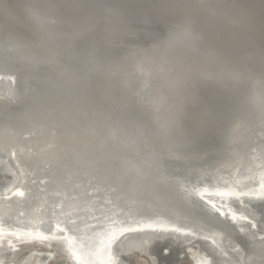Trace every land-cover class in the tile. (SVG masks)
Returning <instances> with one entry per match:
<instances>
[{"label":"bare ground","instance_id":"6f19581e","mask_svg":"<svg viewBox=\"0 0 264 264\" xmlns=\"http://www.w3.org/2000/svg\"><path fill=\"white\" fill-rule=\"evenodd\" d=\"M0 78V264H120L129 229L264 264L231 200L264 197V0H0ZM191 187L231 195L204 196L222 216Z\"/></svg>","mask_w":264,"mask_h":264},{"label":"water","instance_id":"95a60500","mask_svg":"<svg viewBox=\"0 0 264 264\" xmlns=\"http://www.w3.org/2000/svg\"><path fill=\"white\" fill-rule=\"evenodd\" d=\"M11 89L9 88L8 84L1 80L0 78V94L11 96L10 94ZM2 166L0 164V181H4V173L2 171ZM4 175V176H3ZM256 181L259 183L257 187L264 186L262 183H264V175L258 174L256 175ZM263 188V187H261ZM264 189V188H263ZM190 190L193 191L192 198L196 201H201L205 206L212 207L211 209L216 214L221 213L216 210L211 203H209L208 200L204 198V196H210V197H221L222 199L226 196L231 195H225V193L219 195H211V193L206 192L205 189L202 188H195L191 187ZM232 202L235 204V207L237 210L242 211V213L246 214L248 217H243L240 219L242 224H244L243 229H239L240 236L244 237V235H247V238L255 237L257 238V230H264V197H242V195H232L231 197ZM229 214V215H228ZM226 215L227 220H229L231 223L235 222V219H233V216L229 213V210L226 209ZM222 216V215H221ZM129 221V219L127 220ZM166 223V222H165ZM103 225V224H102ZM101 225V226H102ZM104 229H110L106 234L113 233V229L110 226H104ZM116 230V228H115ZM114 230V231H115ZM135 230V229H134ZM140 230V229H136ZM143 232L146 234L142 235V231H129L125 230L122 231V233H118L116 235L112 234L111 236H108L107 240L104 243V254L110 260L111 263L116 262L115 260L119 257L120 259H123L120 264H128V260L131 259L132 264H154V257L159 255L158 262L159 264H169V262L177 261L179 264H192L194 261V253L190 252L188 248L186 247L187 243L184 242L185 236H190V233H184L186 235H183V233H180L179 231H163L162 229H142ZM173 230V229H168ZM175 232V233H173ZM139 233V238L134 240L128 245L120 244L119 245V239H121L120 236L124 235L128 236L130 234ZM174 234H177V238L173 237ZM122 237V238H123ZM201 240V239H200ZM191 242H194V239L191 240ZM196 246L197 244L194 243ZM201 246L206 245L201 242ZM224 247L227 248L229 252L232 253V257L234 262L237 260H241L239 256V252L236 247H234L233 242H224ZM49 249L50 247H45ZM167 248L170 251V254L168 256H164L161 253V249ZM31 250L29 247L25 245V243H19L16 245V247L12 248V253L9 258L10 264H72L74 257H66L63 255V252H53V254H44L42 257L37 256V254H33L23 257L22 260H17L23 253ZM208 250V249H207ZM220 251V250H219ZM211 255L210 260H206L205 262L210 264H225L230 261L229 256L224 255L223 253L216 252L213 248L207 251ZM241 262V261H240ZM237 264V262H236ZM239 264V261H238Z\"/></svg>","mask_w":264,"mask_h":264},{"label":"snow or ice","instance_id":"6c2138e0","mask_svg":"<svg viewBox=\"0 0 264 264\" xmlns=\"http://www.w3.org/2000/svg\"><path fill=\"white\" fill-rule=\"evenodd\" d=\"M19 195L23 196V193L21 192V193H19ZM63 230L64 229H61V231H63ZM129 231H135V230L129 229ZM160 251L164 256H168L170 254V251L167 248L161 249ZM153 259H154V264H158L159 255L155 256ZM128 264H132L131 259L128 260ZM169 264H179V262L172 261V262H169Z\"/></svg>","mask_w":264,"mask_h":264}]
</instances>
